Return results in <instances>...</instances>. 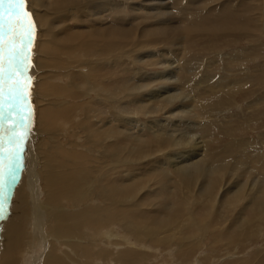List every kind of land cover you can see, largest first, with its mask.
Wrapping results in <instances>:
<instances>
[{
  "label": "bare ground",
  "instance_id": "obj_1",
  "mask_svg": "<svg viewBox=\"0 0 264 264\" xmlns=\"http://www.w3.org/2000/svg\"><path fill=\"white\" fill-rule=\"evenodd\" d=\"M135 1L28 0L34 35L28 71L21 78L28 83L32 123L14 179L0 197V264H94L95 259L136 264L146 257L147 247L172 245L173 249L177 245L180 257H190L202 248L206 236H211L215 245L231 249L238 244L242 249L247 239L264 230V170L255 176L250 158L231 160L233 149L231 155L229 149L223 153L221 149L209 150L212 142L198 131L215 128L213 122L203 120L215 111L199 110L200 106L218 103L228 94L220 84L212 86V79L205 78L198 80L193 91H187L185 76L194 75V68H185L178 76L180 62L170 61L152 48L173 42L177 36L169 35L171 28L162 21L169 13L160 10L166 8V2L144 0L136 7ZM127 5L134 15L122 19L121 24L98 20L59 24L71 15L81 19L98 15V10H120ZM184 13L188 15V11ZM143 20L154 23L143 25ZM182 23L185 30H193L188 22ZM115 52L118 56L109 61ZM137 52L138 61L129 60ZM63 53L72 56L68 65L76 64L74 57H84L75 66L79 74H73L70 81L71 86L81 81L76 108L68 102L74 94L62 86L59 68L64 66ZM44 54L51 59H44ZM111 65L121 72L113 78L105 71ZM46 66L51 67L50 74L43 73ZM170 79V85L162 90H148ZM117 80L118 87L114 85ZM179 80L184 88L175 83ZM9 83L6 80L4 87ZM204 83L209 84L208 96L198 102L194 94L208 88L199 86ZM145 90L149 99L141 93ZM92 93L97 94V100ZM122 94L128 95L129 101L122 102ZM7 99V95L0 97L4 117L0 120L4 138L0 151L5 153L0 160L5 169L6 152L15 147L8 143L7 129L19 118L16 112L8 118ZM177 100L184 107L177 113L197 111L199 121L171 122L168 117L176 113L166 109L167 118L144 123L152 140L132 138L124 122L127 103L154 114ZM149 101H154L152 106ZM135 120L129 121L135 124ZM20 131L23 129L17 127ZM88 145L91 153L85 151ZM167 189L175 195L173 203L167 202ZM162 190L165 197L161 200L151 198ZM245 198L249 200L244 208L227 223L229 211L237 209ZM250 205L255 208L247 215L244 210ZM203 207L208 211L202 213ZM219 210H224L221 216ZM232 230L231 236L226 235ZM102 237L110 240L107 250L92 242ZM261 250L240 264H264V247ZM200 263L209 264L205 259L195 262Z\"/></svg>",
  "mask_w": 264,
  "mask_h": 264
},
{
  "label": "rangeland",
  "instance_id": "obj_2",
  "mask_svg": "<svg viewBox=\"0 0 264 264\" xmlns=\"http://www.w3.org/2000/svg\"><path fill=\"white\" fill-rule=\"evenodd\" d=\"M164 1L166 2V8H160V10L163 12L168 11L169 13L166 15V20L162 21L167 22L166 27L171 28L172 32L169 35L176 34L177 36L174 37L173 42L170 40L165 44L152 48L159 49L162 56L168 58L170 61L180 62L179 73L176 74L178 76L183 69L194 68V75L185 76V82L188 84L187 91H191V89L193 91V88H195L193 86L197 87L198 80L203 78L212 79V86L220 84L224 93L228 95L222 97V100L218 103H212L203 108L200 106L199 109L203 111H217L216 113L214 112L215 114L209 113V116L203 119L210 123L213 122L215 128L204 129L206 132L200 128L198 129L199 134L204 136V138L206 137V140L212 142V148H208L211 151L213 149H221V153H223L226 149H229L231 155L233 149L234 153L230 156L231 160L250 158L251 164L256 167V171L253 174L255 176L259 175L258 173H262L264 170V167H261L264 164V0H197L196 2L198 3L192 2L191 0ZM135 2L133 4L138 7V4L144 3V0H136ZM221 4H224V6H221ZM102 10H98V15H84L81 19L79 16L71 15L69 18L61 20L59 24L62 22L69 24L75 22H78V24H91L95 20L102 21L104 24L109 22L121 24L122 19L134 15V11L130 5L120 10ZM184 11H188V15ZM72 12L75 13V10ZM182 21L188 22L193 30H185ZM150 23H154V21L145 20L143 25L148 26ZM161 30H157L156 32L159 33ZM139 53L137 52L131 55L129 60L137 62ZM77 54H80V52H77ZM62 55L65 57L61 58L64 66L59 68V72L62 75V86L68 92L74 94L72 98L68 99V102L76 108L78 101L76 91L81 90V81L76 80L77 85L74 86H71L70 81L72 80L71 77L73 74H79V71L75 70V66L77 63H82L84 57L82 55H80V58L74 57L73 60L76 64L68 65L70 63L69 60L72 58L71 54L63 53ZM49 56L45 57L44 54L43 58L50 60L51 58H48ZM117 56L118 53H112L108 60L112 62ZM68 67H71V70H66ZM50 69L51 67L49 66L44 67L43 73L50 74ZM105 71L109 73L111 78L121 73L112 65L107 70L105 69ZM169 81L172 80H161L155 88L149 87L148 90H162L163 87L165 88L170 85L168 84ZM175 83H179L182 88L185 87L183 86L182 80ZM118 84H120L119 80L114 83L116 87H118ZM199 86H206L208 88L194 94V99L198 100V102L200 100L204 101L209 91L208 83ZM147 92V90L141 92L145 95V99H149V96L146 94ZM92 95L94 100H97V94L92 93ZM120 99L126 103L130 97L122 94ZM159 100L163 102V99ZM149 102V106H152L154 101ZM180 104V100H177L172 107H166L164 110L152 114L150 109L142 111L139 105L127 103L123 109V114L126 118L124 122L133 134V139L141 138L152 140L153 138L150 135L151 130L146 131L147 127L144 123L167 118L166 111L171 112L173 110L176 113L173 117H168L171 122L185 121L187 124L189 122L199 121L197 111L191 114L177 113L184 108L179 106ZM98 108L104 110L103 106H98ZM133 118L138 119L135 120V124H133V121H129ZM134 125L136 127H133ZM197 141H201V139ZM90 148L91 146L88 145V147H85V151L89 152ZM250 153L251 157L248 156ZM86 154L88 155V153ZM237 172L242 173L241 170ZM250 186V184H247L246 188H250L251 190ZM170 190L174 192L173 190L175 189ZM166 192L169 196L167 202L173 203L175 195H172L168 189ZM163 197H165L163 190L159 195L151 196L152 199L157 200H161ZM96 199L100 200L99 198ZM248 200V198L243 199V202L240 201L238 203L237 209L229 211L226 218L227 223L230 224L234 219V215L237 216L236 211L239 212V210H242ZM253 208L255 207L250 205L244 211L247 215H250ZM207 211V208H202V213ZM223 213L224 210H219V216ZM232 233H234L233 230L226 235L231 236ZM212 240L211 236H206L205 241H203L204 247L202 246L200 248L199 253L197 252L198 254L195 252L190 257H180L177 249H175L177 245L173 249H171L172 245L167 247L161 246L159 249L156 247H147L145 249L142 246V250L145 249L144 254L146 257L136 264H195V262L204 261V259L209 264H232L237 259V261L239 260L237 264H240V262H243V259L248 258L249 260L259 250L262 251L261 248L264 247V230L260 231L256 237L247 239L242 249L240 248L242 246L239 247L238 244H236L237 248L235 245V247L227 249L221 243L215 245ZM92 242L102 250L109 249L110 240L107 237H102L101 239L94 238ZM128 246L130 245H125V247ZM216 249L218 251H215ZM170 253L172 254L170 255ZM231 254L235 255L230 257L229 255ZM237 254L239 255L237 256ZM94 264L118 263L116 260L102 262V259H95Z\"/></svg>",
  "mask_w": 264,
  "mask_h": 264
},
{
  "label": "snow or ice",
  "instance_id": "obj_3",
  "mask_svg": "<svg viewBox=\"0 0 264 264\" xmlns=\"http://www.w3.org/2000/svg\"><path fill=\"white\" fill-rule=\"evenodd\" d=\"M28 0H0V97L7 95L9 119L16 112L19 117L8 129V143L15 147L7 150L8 166L5 169L0 160V197L4 196L8 182L14 179V171L19 161L20 150L27 138L32 123V112L28 103V83L21 77L27 73L33 43L34 25ZM5 56L7 57L5 61ZM5 63L7 67L5 68ZM5 75L11 82L5 88ZM27 109V112L24 110ZM0 109V120H3ZM17 127L23 131L17 132ZM3 129L0 128V149L3 148ZM5 153L0 151V156Z\"/></svg>",
  "mask_w": 264,
  "mask_h": 264
}]
</instances>
